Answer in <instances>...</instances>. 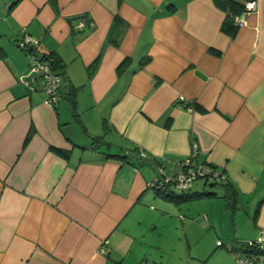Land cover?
<instances>
[{
    "label": "crops",
    "instance_id": "crops-1",
    "mask_svg": "<svg viewBox=\"0 0 264 264\" xmlns=\"http://www.w3.org/2000/svg\"><path fill=\"white\" fill-rule=\"evenodd\" d=\"M254 1L246 25L227 31L215 0H0V264L236 263L264 231ZM25 34L58 60L54 106L39 80L21 82ZM192 141L226 176L231 208L204 178L186 203L146 188L157 166L179 170Z\"/></svg>",
    "mask_w": 264,
    "mask_h": 264
},
{
    "label": "built area",
    "instance_id": "built-area-1",
    "mask_svg": "<svg viewBox=\"0 0 264 264\" xmlns=\"http://www.w3.org/2000/svg\"><path fill=\"white\" fill-rule=\"evenodd\" d=\"M255 11L256 2L254 0L245 1L244 9L233 16L234 28L245 26L248 16ZM77 25L82 28L85 21L80 19ZM38 44V40L27 34L17 40L18 47L27 51L30 58L28 72L25 77H21V82L28 90H34L33 83L39 80L46 95L45 102L54 106L60 99L61 75L52 69L48 61L36 53ZM140 156L145 157L142 153ZM178 166L179 170L174 174H168L162 167L157 166V174L146 183V188L158 191L162 195L172 193L174 188L175 194H181L191 186L193 181L199 178L218 181L224 177L221 170L214 165L199 160V146L196 141H192L190 154ZM217 244L221 245V241H218ZM246 248L247 250H243L244 254L236 258L235 264H264V231L261 232L258 240L247 242Z\"/></svg>",
    "mask_w": 264,
    "mask_h": 264
},
{
    "label": "trees",
    "instance_id": "trees-1",
    "mask_svg": "<svg viewBox=\"0 0 264 264\" xmlns=\"http://www.w3.org/2000/svg\"><path fill=\"white\" fill-rule=\"evenodd\" d=\"M215 2H216L217 5H219L220 7L224 8V9H226L228 11V15H229V17L231 19H228V21L224 24V29H226L227 31H232V29H235L234 25H233V16L235 14L241 12L244 9V2L239 3V2H237L235 0H215ZM113 42H114L115 45H117V43H118V41H116V40L113 41ZM38 48H39V44H38V47L36 49V53L37 54L40 53ZM44 58L46 59V61L49 62V64L51 65L52 69L57 67L58 60H56L52 56H47V55H44L43 59ZM143 64H144L143 61L140 62V65H143ZM57 73H59V72H57ZM60 97H61V94H60ZM28 137H29V134H28ZM93 141H94V144L97 143V145H100L103 142V136L102 135L95 136L93 138ZM54 150L58 154H60L62 156H65V153L62 152L61 150H58L56 148ZM138 155L140 156V153H138ZM109 156H111V155H109ZM112 156L123 159V158L127 157L128 155L124 154V156H122L121 154H119V153L117 154L116 153V154H112ZM222 174L224 176L223 178H220V180H218V181L214 180V181H210V182H211L212 186H219L221 189H223L224 193H223L222 196L225 199L226 206L231 208V206H233V204H234L233 203V196H232V193L230 192V190H229V188H228V186L226 184L227 178H226V176L224 175L223 172H222ZM204 179H206V178H204ZM190 187L187 190H185L184 192H182L181 194H175L174 188L172 189L173 191H171L172 193L169 192V193H167L165 195H162V194H160V192L156 191V194L161 195L164 198H166L168 201H172V202H174L176 204L186 203V202L192 201L194 198H196L198 196V195H194V196H187L186 195V191H188L190 189ZM207 195H216V194L215 193H208ZM240 246H241V249L247 250V248H246L247 242L241 243Z\"/></svg>",
    "mask_w": 264,
    "mask_h": 264
},
{
    "label": "rangeland",
    "instance_id": "rangeland-1",
    "mask_svg": "<svg viewBox=\"0 0 264 264\" xmlns=\"http://www.w3.org/2000/svg\"><path fill=\"white\" fill-rule=\"evenodd\" d=\"M210 188L213 189V190L217 193L218 196L223 195V192L220 190V188H217V187H214V188H213L212 186L210 187V186L208 185V186H207V189L209 190ZM211 189H210V190H211ZM219 200L222 202V205L224 206V205H225V201H224V199H221V198H220ZM223 202H224V203H223ZM198 210H200V209H198ZM222 221H223V220H222ZM222 227H223V228L225 227V223H224V222H223V226H222ZM222 241H223V238H222Z\"/></svg>",
    "mask_w": 264,
    "mask_h": 264
}]
</instances>
